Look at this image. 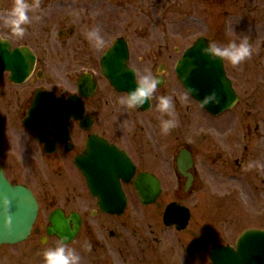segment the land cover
<instances>
[{
    "label": "rangeland",
    "instance_id": "374dc122",
    "mask_svg": "<svg viewBox=\"0 0 264 264\" xmlns=\"http://www.w3.org/2000/svg\"><path fill=\"white\" fill-rule=\"evenodd\" d=\"M67 1L30 0L33 4L38 2L39 7H33L30 11L31 23L26 25L25 34L51 33L57 38L60 26L55 18L58 16L63 19L68 13ZM147 1L148 19L138 18L136 26H142L144 31L148 28V39L140 32L134 33L130 36L134 40L133 46L148 48V54L152 50L171 49L168 51L169 56L163 57L167 63L163 72L168 75V81L162 88H157L152 98L154 107L147 113L148 138L153 141L151 146L154 152L160 151L157 149L160 141L154 137L160 130L158 117L161 115L156 108V97L172 95L175 118L181 124L167 134L165 143L169 151L183 144L194 150L198 172L196 190L182 194L181 199L177 198L173 195L178 185L172 167H157L154 170L162 175L165 186L156 203L143 205L134 198L126 213L119 217L86 213L79 236L68 244L79 252L80 264H147V256L149 264H154L158 258L172 257L184 258L183 264H209L211 244H205L204 240L214 234H218L219 239L230 240L234 234V231L225 229L227 225L222 217L226 214H240V210H244L245 214H253L255 210L264 209V0ZM13 2L0 0V12L10 8ZM93 11L97 14L95 9ZM128 19L126 14L120 16L121 27L115 32L106 29L104 45L118 34H124L123 25ZM0 26L4 34L12 33L2 21ZM202 35L222 46L230 40L247 38L252 49L251 56L239 65L226 61V69L234 79L240 98L233 109L217 118L189 97L171 69L182 49ZM24 38L26 43L34 39ZM176 48L181 50L178 55L174 51ZM150 57L148 69L156 76L157 65L162 60L159 58L154 61ZM259 126L261 131H258V135L256 132ZM245 127L249 130L247 141L244 140ZM163 141L160 144H164ZM245 144L249 146L250 155L249 164L241 167L243 170L236 168L234 162L231 164L224 161L229 146L234 153L237 152L236 156H241L240 149ZM246 169L247 172L244 171ZM7 172L19 181L18 169L13 170L10 166ZM41 189L47 190V186ZM42 190L39 196L43 202L36 223L41 229L40 233H33L28 241L16 245L0 246V264H43V251L54 246L58 240L50 237L42 241L49 216V197L46 196L47 191ZM173 200L190 207L192 211L190 223L184 230L166 226L163 222L165 207ZM258 223L261 221L256 216L247 215L237 229Z\"/></svg>",
    "mask_w": 264,
    "mask_h": 264
},
{
    "label": "flooded vegetation",
    "instance_id": "af4514ba",
    "mask_svg": "<svg viewBox=\"0 0 264 264\" xmlns=\"http://www.w3.org/2000/svg\"><path fill=\"white\" fill-rule=\"evenodd\" d=\"M67 3L68 13L63 19L58 16L55 18L60 26L57 38L51 33H26L23 37H17L13 33L7 35L0 26L2 39L9 41L11 51L16 53L13 58L8 59L3 55L8 53L9 49L0 48V164L8 179L13 183L28 185L38 199L40 210L43 201L39 191L47 186V190L42 191H47L46 196L49 197V215L57 209L67 215L77 212L82 216L83 226L84 216L88 212L94 216L104 214L108 217H118L117 214H105L100 210L98 196L115 198L121 196L123 190V195L127 198L123 214L134 198L140 201L135 184L137 175L143 172L153 173L159 178L163 193L165 181L162 175L154 170L157 167H172L178 185V189L173 192L174 196L181 199L182 194L194 192L198 178L194 150L183 144L179 145L178 149L169 151L166 144L167 135L158 130L154 137L160 142L164 140V144H155L160 151L154 152L151 146L153 141L147 134L148 107L122 106L119 98L127 96L128 92L116 88L104 75V57L118 38H124L128 43L127 70L134 71L136 80L142 75L141 72L148 69V57L151 56V60H162L157 65L156 77H159L164 85L167 83L168 75L163 72L167 63L163 57L169 56L168 51L171 49L152 50L148 54V48H134V40L132 37L130 39V36L139 32L148 39V28L144 31L142 26H136L138 18L148 19V1L68 0ZM93 9L97 14H94ZM125 14L129 19L123 25L124 34H118L110 43L105 44V47L96 48L85 38L84 33L88 29L99 26L105 40L106 29L109 32L120 29V16ZM24 37L34 39L26 43ZM174 51L178 55L181 50L176 48ZM183 52L182 50L174 60L171 69H175V64ZM30 55L34 56L33 69L30 76L20 81L19 74L8 68L9 63L11 67L24 65L29 61ZM122 77L124 84L128 83L129 76L126 74ZM180 124L181 122L178 123ZM260 128L259 126L257 134L258 131L260 133ZM248 131V127H245V141L248 139ZM229 140L231 141L232 137ZM182 150L189 153L193 159L188 172L192 173V185L189 189L186 188L188 177L180 174L178 170L177 163ZM240 150L241 156H236L237 152L234 153L229 146L224 161L231 164L234 162L236 168L243 170L241 167L249 164L248 144ZM93 151L106 152L101 155L102 161L111 167L118 166L121 162L126 167L134 166V175L128 180L122 177L117 179L115 176H92L93 181L89 180L88 175L78 168L76 160L81 155L85 162H89V153ZM237 151L239 152L238 148ZM10 166L13 170L18 169L19 181L14 180L7 172ZM244 171L247 172V169ZM105 180L110 187L106 186ZM117 183L121 185L118 188ZM243 200L247 201L245 198ZM238 212L241 213L226 214L222 217L227 225L225 229L234 231L232 239H219L218 234L210 236L213 242L209 249V264H213L211 252L215 244L235 246L243 231L264 230V209L255 210L253 214H245L244 210ZM247 215L256 216L261 223L237 229ZM145 258L149 264L148 256ZM183 259L158 258L154 264H183Z\"/></svg>",
    "mask_w": 264,
    "mask_h": 264
},
{
    "label": "water",
    "instance_id": "95a60500",
    "mask_svg": "<svg viewBox=\"0 0 264 264\" xmlns=\"http://www.w3.org/2000/svg\"><path fill=\"white\" fill-rule=\"evenodd\" d=\"M208 43L207 39L201 38L193 46L186 49L187 51L183 60H180L176 71L188 92L192 87L199 89L198 93H189L198 99L200 103L205 94L212 90L216 91L220 102L202 106L208 111L218 114L231 108L236 103L238 95L232 89V82L226 77L222 60H210L207 56L200 53L201 47L206 46ZM0 48L9 49L8 53L3 55L5 58L11 59L16 55V53L11 51L9 43L2 39H0ZM127 52V43L118 40L104 57V75L110 79L112 85L116 88L129 92L136 86V79L133 71L127 70ZM32 57L30 55L29 61H26L24 65H14L11 67L9 63L8 68H12L14 70L13 73L19 74V79L22 81L30 74ZM115 60H120V62ZM126 74L129 76V79L128 83L124 84L122 76ZM39 96L41 95H37V97ZM150 104L151 102L149 101L144 105H148L149 108ZM104 153L93 151L89 153V162H85L83 157L78 160L79 167L88 175L89 180L93 181L92 176H115L117 179L119 177L129 179L133 175V166L126 167L122 162L118 166L115 165L113 167L110 164H105L101 157ZM190 162L191 159L189 157L187 159L183 154H180L179 170L185 175H187V167L191 166ZM105 182L106 186H111L106 180ZM102 183H104L103 180ZM190 183L191 177L188 184ZM159 184V180L150 173L138 175L136 188L144 204L154 203L157 200L161 192ZM99 186H101V183H99ZM5 195L10 200V208L7 211V215L11 217V227L5 226L6 213L3 210L2 200H0V245L16 244L26 240L32 232L38 216L37 211H39L38 202L33 192L24 185H13L4 176L0 166V197ZM98 198L99 206L104 212L118 213V215L123 213L126 206V198L123 195L115 198L101 195ZM81 219L78 213H71L69 216H66L62 210L58 209L50 215L47 234L48 236H56L59 239L63 236H68V243H71L80 232L79 229L82 226ZM189 219V209L176 202L168 205L164 215L166 224L170 226L175 224L179 229L185 228ZM35 231L38 232L39 229L37 228ZM256 238L260 240H255ZM249 240H254L257 246L253 247ZM209 241V239L206 240V243H209ZM254 242L252 241V243ZM237 243L238 249L236 251L233 248L216 247L214 255L217 254L218 257L214 264H264V232L247 231Z\"/></svg>",
    "mask_w": 264,
    "mask_h": 264
},
{
    "label": "clouds",
    "instance_id": "9594fccd",
    "mask_svg": "<svg viewBox=\"0 0 264 264\" xmlns=\"http://www.w3.org/2000/svg\"><path fill=\"white\" fill-rule=\"evenodd\" d=\"M33 7H39V3L33 4L30 0H14L10 8L0 12V21L5 27L10 28L17 37H23L27 31L26 25L31 23L29 13ZM84 35L94 47L102 48L104 46L105 40L99 26L88 29ZM200 53L210 60L220 59L222 62L228 61L232 65H239L251 56L252 49L248 39L242 38L239 41L230 40L223 46L209 42L206 46L201 47ZM160 82V78L154 76L150 69H145L136 81V86L128 92L127 96L120 97L119 103L127 108H137L146 102H151ZM189 92L191 94L198 93L199 89L192 87ZM156 99V108L161 114L158 117L160 132L167 135L178 126V121L175 118V101L172 95H159ZM219 102L220 99L215 90L205 94L201 101L202 105ZM0 200H2L3 210L6 213L5 226L11 227V217L7 215L10 200L6 195L0 197ZM68 240V236H63L56 241L54 246L46 248L42 253L43 264H80L81 256L75 248L68 245Z\"/></svg>",
    "mask_w": 264,
    "mask_h": 264
}]
</instances>
